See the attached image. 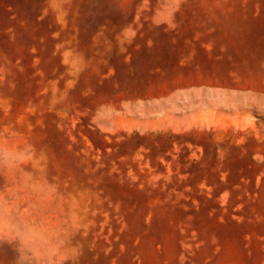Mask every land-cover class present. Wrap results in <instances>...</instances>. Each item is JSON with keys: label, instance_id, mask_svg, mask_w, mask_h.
Segmentation results:
<instances>
[{"label": "rangeland", "instance_id": "374dc122", "mask_svg": "<svg viewBox=\"0 0 264 264\" xmlns=\"http://www.w3.org/2000/svg\"><path fill=\"white\" fill-rule=\"evenodd\" d=\"M0 264H264V0H0Z\"/></svg>", "mask_w": 264, "mask_h": 264}]
</instances>
